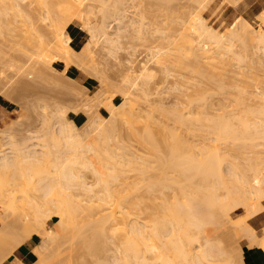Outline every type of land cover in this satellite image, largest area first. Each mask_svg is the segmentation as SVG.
<instances>
[{"label":"bare ground","instance_id":"1","mask_svg":"<svg viewBox=\"0 0 264 264\" xmlns=\"http://www.w3.org/2000/svg\"><path fill=\"white\" fill-rule=\"evenodd\" d=\"M51 1L54 2L58 8H60L59 11H61V15H60V12H57L58 11L56 9L57 7L52 9ZM136 1H138V0H135V1L131 0V2H136ZM193 1H195V3H197V8H198V9L193 8L194 10H192V11H195V9H196V12L194 13L195 15H193L190 12V15L191 14L193 15V16L189 15L190 18L189 17L188 18L190 20L185 17L184 18L185 20L181 21V24L178 23L181 25L180 28H178L179 32L176 33L175 35L173 34V37H171L172 34H169L171 39L168 36V38L170 39V41L169 40L168 41L170 43H173V44L175 43L174 44V50L177 51V52H174L175 54L176 53H178V55L184 54V56H186L185 57L186 60H188L187 58H189L188 55L190 54V52H191V54L192 53L196 54V52H197V51L193 52V49H192L193 38L190 37L192 35V33H190L189 31L193 30L192 32H196L197 35H199V38L197 39L198 45H199L198 49H200L201 50L200 52L203 54L204 60L203 59L202 60L204 62L201 59L197 62L199 64L202 61V63H204V64H203V66L199 65V67L201 66L202 68L201 67L200 68L197 67V68L200 69V71L204 68V70H202V73H204L203 76H205L204 79H206V81L203 80L204 83L213 80V78H215V75L217 74L216 71H214L215 70L214 68H217V66L214 65L213 61H212L215 58L218 57L219 62L229 64L228 61L233 59V58H235L237 60H242V61L244 60L245 61L244 58H246V56L244 57V52L248 49H251V50L255 49V50H253L254 53L256 51L259 52V50H261L260 52H262V51L264 52V10L261 12L263 24L258 26V28L261 29V31H262V32L259 31L260 35L256 34L257 29L251 24V21H249L248 19L242 18V16L235 19L234 20L235 22H232L229 26L228 31L225 32V31L219 30L217 27H214L212 24L208 23V20L210 21V18L207 19V17L204 15V12L207 10V8L209 7V5L211 4V2L213 0H193ZM242 1L243 0H222V2H220V3H221V6L230 5V6L236 7ZM20 2H21V0H20ZM20 2H19V0H4V5L2 8H0V13H2V11H4L5 9L8 10L7 8H11L10 10L13 9V12L17 11L19 13V15L22 16L21 13H24L26 10L24 11L23 8H22L23 10L21 9ZM36 2L41 9L43 8V11H44V8H46L47 10L45 9V11H48L49 13L50 12L52 13L54 11V15H55V13H59V15L61 16L60 18H58L57 21H55V22L53 21V24L55 25V27L51 23V25L54 27L55 30H52L53 32H50V33H52V37L50 38V41L48 40V42H47V40L44 39V38L47 39V37H45V35H43L40 32V30H39L40 27H39L38 21L39 20L41 21V19H43V20L48 19L49 17H52L53 19L55 18L54 20H56L59 15H57V17H55L56 15L53 17V13L51 14L52 16H50V14L47 15L48 12H46L47 14L45 13V15H43L41 19H40L41 16L38 17V19H37L36 18L37 15H35L36 17L34 15H32L33 12L26 14L27 13V11H26L23 14L24 20L22 18V20H23L22 23L23 24L26 22H27L26 24L29 23L28 24L29 25L28 31L30 30L28 32L29 34H31L30 32H33L35 34L38 33L37 35L39 37H38V40H36V42H38L37 47H39L44 54L46 53L45 56L47 57V59L50 60V58H48V57L51 56V60H50L51 63L53 61H56V60L63 61L66 65V67H69L67 65L70 64V61H69L70 60V58H69L70 53L71 54L75 53L76 54V55L74 54L75 56H77V54L81 55L82 52H84V50L86 48L88 51L85 50V53L86 52L88 53L89 48H90L89 44H91L92 41L99 39L100 37H103V39L106 40L107 42L112 41V43H114V42L119 41V39L121 37V33H122L121 31L125 27L124 26L125 22H124L123 28H122V22L128 17L127 12L130 11L129 8L131 5V4L129 5V3L127 4V2H129V0H35V3ZM134 4L136 6L137 4H139V1H138V3H134ZM53 7H54V4H53ZM131 7H134V6H131ZM31 8H33V7L31 6ZM50 9H52L53 11H51ZM54 9H56V10H54ZM30 10H28V12ZM35 12H36V10H35ZM6 14H8L7 11H6ZM13 14L11 12L12 16L15 15V14L14 15ZM29 14H31V15L29 16ZM212 15H214V13ZM31 16L32 17L34 16L35 19L34 18L32 19ZM142 16H143V14H142ZM142 16H140L138 19L131 18V17H129V19H128V21H130V23H131L130 25H133V24L135 25L137 23L138 33L144 32V31H142L143 29L145 30V25H144L145 21L143 20L144 17L142 18ZM170 17L172 18V16H170ZM14 18H12V21H14ZM112 18L113 19L115 18L117 20V22H119L118 23V25H119L118 26V32L116 33V35H117L116 39H114L115 37L113 38L112 36H110V33L108 31V27L110 26L109 21ZM75 20L80 21L83 24L82 26L86 29V31L88 33V39L80 50H76L73 47V45H72L73 39H72L71 35L68 33V26L71 23L73 24V22ZM167 22H169V21H167ZM0 23H2V22H0ZM5 23H4V25H5ZM127 23L129 24V22H127ZM235 23H237V24H235ZM2 24H0V26ZM28 25L23 26V29H24V27H28ZM127 25H126V27H127ZM239 25H240V27H239ZM6 26H8V25L6 24ZM135 28H136V26L134 27V29ZM174 28H175V26H174ZM253 28L256 29V30L254 29L255 30L254 35H256L258 37L254 36L252 34L251 31ZM3 29H5V28H3ZM49 29L50 28H48V30ZM169 29H171V28H169ZM10 30H12V29L10 28ZM245 30L246 31L250 30L251 33L248 34L247 33L248 31L246 32ZM12 31H14V30H12ZM82 31H83V29H82ZM156 31L160 32V34L162 33V35H164V36L166 34L168 35V33H166L167 31H165L161 28H157ZM243 31H245L244 32V35L246 34L245 36L242 34ZM24 33L26 34L27 32L24 31ZM50 33L48 31L46 34L50 35ZM193 34L196 35L195 33H193ZM247 34L249 35V38H247L248 37ZM167 35H166V37H167ZM252 35L254 37H251ZM30 36L31 35H29V37ZM48 38H49V36H48ZM234 38L239 40V41L236 40V41H238V42H236V45H238V43H239L240 44L239 47L242 46L241 50H239V51L237 50V49H240L239 47H237V49L234 50V47H235L234 46L235 42L233 41V40H235ZM178 39H180V41ZM33 40H31V41L33 42ZM226 40L228 41V44H226ZM31 41L29 43H31ZM36 42H34V43H36ZM207 42H209L210 44H212L211 42H214L217 46L224 48L225 51L223 50L224 52L223 51L216 52V53H219V56L217 54L215 55V54H213L214 52L211 51V49H210L211 47H207V45H206V44H208ZM250 47H252V48H250ZM156 51H154L155 55L154 54L153 55L158 57L162 53V51H159V50H156ZM226 52L229 54L228 57L227 56L223 57V54H225ZM247 52H246V54L248 57ZM87 53H86V55H90ZM164 53H165V51H164ZM227 53H226V55H227ZM250 53H251V51H250ZM185 54H188V55H185ZM256 54H258V53L256 52ZM86 55H84V56L86 57ZM196 56H198V55H196ZM175 57H177L178 60H177V58L176 59L174 58L175 60H177L176 61L177 64H174V65H178L179 63H180L179 65H182V61L180 60L181 58L179 56H175ZM195 57L193 59L198 58V57H196V58ZM252 58H255V57H252ZM158 59H159V57L157 58V60ZM252 60H256V59H252ZM50 61L48 62L49 64H51ZM234 61H232V63ZM242 61L239 64H241ZM251 61H249L250 64H253V63H251ZM258 61H259V59H258ZM261 61H263V60H260L259 63H262ZM157 62H159V60ZM147 63L148 62L142 63V65L140 67L141 70H140L139 74H137L135 79H132L131 82L129 80L130 79L129 76L128 75H127L128 77L125 76L126 79H128L129 82L132 83L131 84L132 87H133V85L134 86L138 85V80H139L138 78H142L141 80H144L145 78H149L152 75H154L153 74V72H154L153 68H151ZM189 64H190V62H189ZM198 64H197V66H198ZM250 64L248 66H250ZM157 65H159V64H157ZM179 65H178V67H180ZM207 65H208V67H207ZM31 66H32V68L35 67L33 69V72L36 71L35 69L37 66H35V65H34V67H33V65H31ZM190 66H191V64H190ZM253 66H255V64ZM129 67H131V66H129ZM162 67H166V66L162 65ZM21 68H22V66H21ZM32 68L29 67L30 70ZM37 68H39V67H37ZM222 69H223V67H222ZM263 69H264V67H263ZM162 70H164V68H162ZM166 70H164V71L166 72ZM193 70H195V68ZM220 70H221V68H220ZM241 70H240V72H241ZM250 70H253V68L252 69L250 68ZM255 70H256V68H255ZM258 70L260 71V69H258ZM237 71H236V73H239ZM36 72H38V71H36ZM250 72H252V73H250ZM250 72L249 73L251 75L248 74L249 79L251 76H253L252 79L255 80V78H254V77H256L255 75H258L259 73L256 71L255 72L250 71ZM260 72H262L261 74L263 75V71L261 70ZM218 73H219V71H218ZM236 73H234V74H236ZM35 74H37V73H35ZM221 74H217L216 76L220 75L219 77H221ZM226 75H227V73H226ZM262 75L261 76L258 75L256 78L257 79L260 78L263 81L264 78H262L263 77ZM238 76L239 75L237 74V77ZM242 76H244V75H242ZM0 77L3 78V76H0ZM223 77H225V76L222 75V79L220 78V80H223ZM234 77H233V79L237 78V77L236 78H234ZM132 78H133V76H132ZM216 79H219V78L216 77ZM257 79H256V82H257ZM242 80H244V81H242L243 83H241V84L239 83L238 86H237L238 81L236 82L237 83L236 85L233 83L235 85L234 87H236V89L234 88L233 90H234V92H235V90H237V92H236L237 95H235L234 93L231 94V95L235 96V98L230 99V101L233 100L232 106L231 105H229V106L225 105V106H227L226 108H225V106H223V111H221V109H218L219 107H216L218 109V111L220 110L219 113L217 112L216 114H214L213 112H210V114L213 113L214 115H212V114L210 115L209 112L207 113L206 109L209 108L208 103H210V102H209V100H207L208 101L207 102L204 99H207L205 97V95L206 96H207V94L209 95L208 92L211 89L206 93V89H208V88L202 87L203 85L200 87L202 92L199 90L195 91L201 95H198L197 93H195V96H194L193 93L191 94L194 96V97L191 96L194 99L197 97L196 94L198 95V97L201 96V97H199L200 99H196V100L191 99L193 101L192 102V101H190V98H189L188 100L190 101L191 104L189 103V101H187V100L186 101H187L188 105L189 104L192 105L197 101L196 103L198 105H200V107L199 106L198 107L201 108V106H202V109H200V112L198 110L199 108L197 109L198 113L200 114L201 112L203 113L204 111H206L204 114H202V115L200 114L198 116H195L197 114H195V115L192 114L193 112L191 110V112L188 111L189 112L188 113L189 115H188L186 113V111H184L183 109H181V110L178 109L177 111L178 112L180 111L179 113L175 110H174L175 112H172L173 114L171 113L173 118H176V119H173L174 121L177 120L178 122L179 121L181 122V123H178V125L188 124L186 126H184V125H182V126L186 127V129H189L191 131V130H193L191 128L194 126L191 123L196 124L197 122H200V124L202 125L201 130L204 131L206 129L207 133L211 135L210 142L207 141L208 143L203 144V145L198 144V145H201V147L198 146V147H200V148H198V150H197L196 144H194L195 145L194 146L193 144L188 143L187 139H185L184 137H181L180 131H172L171 132L172 129L168 131L167 129H170V128L166 129V127H169V126L164 127L165 124L163 125V127L166 130L162 127V130L163 129L165 130V132H163V133L161 131V133L163 134V136H162V134L159 133L161 130V127H160V130L157 131L156 130L157 128L155 127V125H157V124H155L156 120L153 121L152 118L150 119L149 116H148L149 119H146L144 122H148V120L153 121L152 124L154 126L150 123L149 124H150V126H153V128L154 127L156 128V129L154 128V130H156L155 131L156 133H154L153 129L150 130L149 127L146 126V123H143L145 125L139 124L140 127L144 126L143 127L144 131H143V129H141L142 127L140 128L137 125L139 123L137 121V118H140V117H138L139 116L138 113L136 114L138 116H136L134 114L133 110H134L135 106H130L131 101L129 103L130 105H128L129 106L128 109L124 108V105L127 104L130 99L128 100V102L122 101L120 104L112 102L113 104H117V105L112 104V106H110L111 109L109 110V112H110V115L111 114L113 115V117L111 118L112 119L111 122L109 124L107 123L108 125L105 126V123L102 124L104 121L101 120L102 123H100V125L102 124L104 126L100 127L99 124H96L97 122H100V121L95 122L96 127H98V125H99V127L101 129L98 127L99 128V131H98L97 130L98 128L96 129V127L94 126V128L98 132H96V137L94 136L95 141L93 143H90L88 141L89 140L88 138L85 139L83 137L85 139V142L83 141L84 139L82 140L81 137H79L80 139H78L76 136V133L74 134V132L71 131L72 128H70L69 125L67 126L68 128L64 127L65 125L64 126L62 125L63 127L60 125L61 127L59 129V133L58 132L57 133L61 134L63 139H65V140L63 143L58 142V140H57L56 144H52L53 146L55 145V147H57V149H56L57 151H55L56 153H52L53 151L50 150L52 147L51 148L47 147V150H50L48 153L50 155H53V159L51 160L52 169L49 170V168H48V171L46 170V168L44 169V168H41L40 166L37 167L33 163L32 160H29V159L36 157L35 152H36L37 148H33V146H35V144L32 143V145H30V146H32L31 148H29L28 144L26 146L23 145L24 148L23 147L17 148V151H18L17 154L12 153L13 151L12 152L10 151L11 153H9V154H12V155L14 154V157L12 155L8 154L9 150L6 151V148H8V146L2 147L0 149V170L2 171V169H7L5 171L3 170L2 172H5L6 176L5 175H3V176L6 177L10 181H8L6 178H4L2 176L1 171H0V176H2L6 180V182L8 181V183H6V182H4L5 180L3 181V179L0 177V180L2 181V182L0 181V221H1L0 223H3V227L0 228V230L2 229L3 231H0V232L1 233L8 232L7 234H9V236H11L13 234L12 235L13 237L12 236L11 237L14 239V241H16V243L19 242V244L22 241L20 239L19 233L18 234L16 233L17 230L19 231L20 229H22L21 231L23 232L24 236L27 239H29L33 235H38L40 237V240L38 241V244L36 246H34V249H32V254L36 257V260L33 262V264H53L54 263L53 262V260H54L53 259V250L55 248L60 247L63 243H65V240H67L65 236H67V237L70 236V238H69L70 240L69 239L68 240H69V242H71V245H72V242L73 243L75 242L74 239H77L76 236H79L78 241H80V239L85 238L83 242L81 240L80 245L82 243H84L83 245H81L82 247L84 245H85V247L89 246V247H87V249L89 248V250H91V248H92V250H93V246L97 245V246H95V249L98 250L97 248L100 249L104 245L102 240H104L106 238V235H109V233L111 234V238L109 237L110 239H112L115 236V234H116V236L114 238H116L118 236L121 238L120 240H119V238H117L115 240V242H117V244H118V241H120L119 242L120 244L119 245L116 244L117 245L116 247L119 248L118 250L120 251V254H122V255L117 253L120 256L118 258H117V256L113 258L114 255H112L113 261H111V262H113V263L110 262L111 259L109 257L110 260H108L107 263L104 261H106L108 258L105 260H102L103 262L99 261L98 264H108L109 262H110V264H148L149 263L148 261L152 260V259H148L149 254L152 255V258L154 259L155 262H157V264H234L235 258L233 257L234 255L232 253H230L231 250L227 249L226 246L224 247L221 239L220 240L218 239L220 237H217V235H216V237H217V239H216V237H214L213 232H214V230L215 231L217 230L215 232V234H216L219 231L218 229H222L223 227H224V229H228L229 224H227L228 222H227L226 218H229L231 221L235 222L234 225L239 224L241 226V227L240 226L238 227L239 229H235L236 233L240 229L243 228L242 226H244L246 224V226H244L243 230H245L247 232L248 237L249 236L254 237V238H252L253 240L251 239V237H249V239L247 241H249V242L253 241L255 243V237L259 234H257L256 229L252 225L249 224L248 219L251 216H255L256 214H258L260 212L259 205H261L262 199L264 198V155H263L264 154V88H263L264 87L263 86L264 81L263 82L260 81L258 83L261 85V82H262V85H261L262 91L260 93L261 95L260 94H259V96L257 95L260 103L257 100L256 102H258L259 105L256 106L257 104L255 103L256 105L252 106V104H250V101L253 100L252 98H254L255 94L256 93L258 94V92L251 90V86H250V89H248V82L249 81L247 82L245 79H242ZM5 81H6V79H5ZM22 81H23V83L21 81H19V82H21L20 84H23V86L20 85V86H22L21 90H23V88H26V90H28L29 87H27V85H31V84L28 83V81L24 82L23 79H22ZM223 81H220V82H223ZM145 82L147 83V81H143L142 83L146 84ZM214 82H215V79H214ZM218 82L216 81V83H218ZM244 83H247V84H245V86H244ZM252 83H255V82H252ZM139 85H141V84L139 83ZM206 85H204V86H206ZM219 85L216 88H218V90L223 89L222 87L224 85L223 86L221 85L222 87L220 86V88H219ZM202 88H203V90H202ZM199 92H201V93H199ZM203 92H204V94L205 93L206 94L202 95ZM229 92H227V93H229ZM125 94H127V93H125ZM127 96H128V94H127ZM233 96H231V97H233ZM228 97H229V95H228ZM124 98L127 100L126 97H124ZM124 98H123V100H125ZM210 98L208 97V99H210ZM255 99H257V98H255ZM125 102H127V103H125ZM203 102L207 103L206 104L207 106ZM229 103L231 104V102H229ZM107 105H109V104H107ZM209 105H212V104L210 103ZM125 106H127V105H125ZM230 106H231V108L229 109L228 107H230ZM214 108H215V106H214ZM227 108L229 109L228 111L224 110ZM210 109H212V108H210ZM210 109H209V111H210ZM182 110L184 112H182ZM165 111H163V112L165 113ZM171 111H173V110H171ZM197 111H195V113ZM176 112H177V115H175ZM135 113H136V111H135ZM168 113L170 114V112H168ZM165 114H167V113H165ZM168 116H170V115H168ZM170 118H171V116H170ZM94 120L96 121V119H94ZM135 120L137 121V124L135 123L133 125ZM182 122H184V123H182ZM135 125H137V126H135ZM166 125H168V124H166ZM191 125H192V127H188ZM133 126H135L136 128L135 127L133 128ZM145 126H146V130H145ZM160 126H162V123L160 124ZM122 127L125 128V132H127L128 135L130 133V136L132 134H133V136H135L134 138L132 136V138L134 140H135V138H136V140L139 138L137 141L140 140L142 142L141 145H143V144H146V145L149 144V146L151 145L150 148L152 147L153 149L152 150L149 149V153H153V151H155L156 155L161 154L162 157H161V155H160V157L157 156L159 159L158 160L155 156V153L151 154V157L148 154L145 156H142L143 153L142 154L140 153L141 156H138L136 154H133L130 156L129 155L130 152L127 151V147H126L127 143L124 145V143L126 141L124 142L123 139L125 137H122L123 138L122 143H119V141H117V143H116L117 145H115V142L113 141L115 139L117 140V137L115 138V134H117L116 132H118V130H119V133L121 134V131H122L121 129H123ZM157 127L159 128V125ZM197 127H199V126H197ZM135 129H137L136 130L137 132H135ZM140 129L142 131L141 133H140ZM174 129L175 128H173V130ZM96 130H93V131H96ZM152 130H153V132H152ZM182 130H183V127H182ZM73 131H74V129H73ZM3 132L6 135L5 130ZM3 132H2V134H3ZM54 132H53V134H54ZM92 132H90V133H92ZM157 132L161 135V137L159 134H157ZM175 132H177V133L179 132V134H177ZM136 133H137V135H135ZM56 134L53 136L58 139V137H57L58 134L57 135ZM84 135L87 137L89 136V134L87 135L85 133H84ZM53 136H52V138H53ZM182 136H184L183 133H182ZM62 137H61V139H62ZM162 137L165 139H158V138H162ZM181 139H184L186 142L182 141ZM92 140H93V138H92ZM160 140H162V142H159ZM86 141H88V142H86ZM204 142L202 141L201 143H204ZM6 143H7V141L4 142V144H6ZM48 143H50V142H48ZM52 143H54V139H53ZM162 143L165 146L162 145ZM184 143L185 144L187 143V144L185 145ZM43 144H44L43 146L48 145V144L46 145L45 143H43ZM36 145H38V144H36ZM161 145L163 146V148ZM16 146L17 145H15V147ZM43 146H42V148H43ZM149 146L147 145L148 148H149ZM160 146H161V149H160ZM246 146H249V148H247ZM192 147L196 148V150L198 152L195 151ZM242 147L247 148L248 151L250 149L254 155V156L246 158V160L248 159V166H247V168H244L247 170H249V169L252 170L251 175H248L246 173L247 172L246 170L242 171L241 170L242 168L241 169L237 168L238 165L240 164V162L238 163V165H236L234 162H231L229 159H227V158H229L231 151L234 150V151L238 152L239 149H243ZM164 148H166L167 150H165ZM184 148L186 149V151H184ZM11 149H14V148H11ZM117 149H118V152H117ZM40 150H42V149H40ZM52 150H54V149H52ZM159 150H161V151H159ZM167 151L169 152V155H168V153H166ZM248 151H247V153H248ZM251 151H250V153H251ZM145 152L146 151H144V153ZM236 152L234 154H236ZM87 153L92 154L90 158H88ZM163 153L164 154L166 153V155H168V159H167V156L164 155ZM250 153H249V155H250ZM231 156L233 157L235 155L232 154ZM231 156H230V158H231ZM152 157H155V158H152ZM163 157L165 160L161 159ZM37 158H40V157H38V154H37L36 160H38ZM91 158H93L95 160H93ZM147 160L150 162L153 161V164L155 162V165H151V163L149 164V162ZM154 160H156V161H154ZM225 160L228 161L229 167H230V169L227 167L229 172L226 170L227 171L226 173H224L225 170H224L223 165H222V164H224ZM41 161H42V159H41ZM34 162H35V160H34ZM44 163H45V161H43L42 164H44ZM159 164H160V166H159ZM14 165H20L21 166V172H20V168H18V167H16V169H12V170L9 169ZM150 166H151V168H150ZM152 167H154V168L158 167L160 169V171H159L158 168H156L159 175L157 174V176H156L155 173H154L155 175L152 173V175H151L152 177L148 176V174H150V173H148L149 170L154 169ZM233 167L235 168V170ZM17 168L19 169L18 171H16ZM81 168L85 169L86 171H91V173H93L94 181L92 180V183L88 182L89 180L87 181L86 179H84L83 174H85V173L83 171H81ZM131 170H134V174H135L134 177L136 176L135 178L138 177L137 176L138 172H139V174L141 173L139 176H141L142 174L145 176L144 177L141 176L142 179L138 177L139 179H141L140 181H138L135 178L133 179V181L132 180L127 181L129 179L128 178L129 176L128 177L126 176L127 171L129 172ZM135 170H136L137 174L135 173ZM168 170H171L170 172H172V173L174 172L175 175L178 172L177 173L178 176L176 175L177 176L176 177L175 175H171L172 173L169 174V172H167ZM236 170L238 172H235ZM239 170H241V172ZM250 170H249V172H250ZM15 171L18 172L19 174L21 173L20 176L19 175L15 176ZM80 172H83V174ZM18 173H16V175ZM11 174H12V176L14 175L13 176L14 181L12 179H10ZM146 174L148 177H146ZM180 174H182V175L179 176ZM196 176H198V177H196ZM86 177H87V175H86ZM91 177H92V174H91ZM145 177L149 181H147ZM153 177H155L153 179V181L152 180L150 181V179H152ZM180 177H181L182 181L185 180V183H184V181L181 182ZM19 178H21V179L17 181V179H19ZM192 178H193V180L196 178L197 179L199 178V179L198 180L196 179L197 181L194 180L195 182L191 183ZM134 180L135 181L137 180V182H135ZM250 181H251V183H250ZM20 182L21 183L23 182V183L20 184ZM112 183L114 185H112ZM94 186H95V188L99 187L98 191L95 192ZM33 187L35 189H37L39 192H41L40 197L38 195L37 196L42 200L32 198L30 195H28V194H30V191H29V193L26 194V190L28 188L32 189ZM74 187H76L75 188L76 190H77V188H79L78 190H80L81 192L79 193V191H78V193L75 194V192H76L75 191L73 193ZM167 188L168 189L171 188L172 192H170V193L166 192L165 189H167ZM219 189L221 190V193L219 192ZM222 191H224V192L222 193ZM17 192L18 193L21 192L20 196L22 194V197L25 200H22L23 198H20V197L18 198ZM23 193H24V195H23ZM35 194L36 193L34 192V195ZM85 196L89 197L88 200L85 199L86 198ZM79 197H81V198H79ZM93 198H94V200H93ZM33 199H35V200H33ZM84 199L87 201L86 203H89V202H91V203L90 204H84L83 203L85 201ZM18 200H19V202H18ZM17 203L21 204V206H19ZM49 205L54 206V209L52 208L53 209L52 210L49 207ZM18 207H21V208L23 207V208L22 209L19 208V209H21V211H20L19 209H17ZM238 207H242L244 212L242 214L232 216L231 215L232 211ZM94 208H95V210L100 208V209H98L99 211L101 210L100 213L103 211L99 215V217L95 216V214H98L97 212H99V211H96V212H95V210L93 211ZM15 209H17L16 213H18V214H16V217L19 216L18 218H16L14 215L15 211H16ZM23 209L25 210V213L23 212L24 211ZM5 210L6 211H8V210L12 211L13 210V211L12 212L8 211L6 213ZM19 211H20V213H19ZM83 211H84V213H83ZM91 211H93V213H95L93 216L90 214L85 215V212L90 213ZM13 212H14V214L12 215ZM50 212L53 214H51ZM10 213H11V216L8 215ZM6 214L9 216V218L12 217V218H10V220L13 219L12 223H11V221L8 220L9 218L7 217ZM78 214L80 215V217H78ZM91 214H92V212H91ZM142 214H144L146 218H144V215H143L142 221H140L141 220L140 217ZM87 215H89L93 219L92 218L90 219ZM13 216L15 217V219ZM54 216L58 217V219L55 221L53 227H47L46 224H48L47 223L48 220L52 219ZM6 217L8 219H6ZM82 217H87V218L83 219L84 224H83V222H81ZM143 218L145 221L143 220ZM230 220H228V221L230 222ZM79 222H80V225H79ZM77 224L79 226H81V225L85 226L86 225L87 229L90 230L87 232L88 233L91 232V235L89 233L88 236L84 235V237L81 238L83 233H85L86 231L81 232L82 227H78ZM17 225H19V226H17ZM15 228H17V230H15ZM229 228H230V226H229ZM108 230L111 232H109ZM230 230L232 232V230H234V228L229 229L228 235H229V233H231ZM87 232H86V234H88ZM226 232H227V230H226ZM241 233H242V231H241ZM219 234H220V232H219ZM222 234H223V232H222ZM232 234H234V232H232L230 234L231 237H232ZM89 236H91V237H89ZM64 237H65V239H64ZM88 237H89V239H88ZM101 237H105V238L102 239ZM258 237H259V239H257ZM258 237H256V243L255 244L256 245L258 243L260 244L259 248L262 251V253L264 254V228H263V233L261 234V236L259 235ZM213 238H215V240H213ZM85 240H87V241L90 240V241L87 242ZM257 240H260V241L257 242ZM93 242L94 243L96 242L95 245L93 244ZM105 242H108V241H105ZM221 242H222V244H221ZM91 243L93 244V246H91L92 245ZM67 244H68V242H67ZM247 244H248V242H247ZM249 245H250V243H249ZM251 245H253V244L251 243ZM79 246H78V248H79ZM81 246H80V249H81ZM239 247L241 248V246H239ZM239 247L237 249H239ZM72 248H74V247H72ZM76 248H77V246H76ZM83 249H86V248H82L81 253L87 252L86 250L83 251ZM103 249H105V246H104V248H101L100 250H103ZM195 249H197V250H195ZM55 250H58V249H55ZM55 250H54V252H55ZM64 250H65V248H64ZM89 250H88V252H89ZM92 250H91V252H92ZM239 250H241V249H239ZM239 250H238V252H239ZM97 252H96V254H98ZM61 253L63 254V252H61ZM61 253H60V257L62 256ZM102 253H104V252H102ZM91 254H93V253H91ZM96 254L94 253V256ZM73 258H74V256H73ZM76 259H77V257H76ZM78 259H79V257H78ZM1 260H2V258H1ZM236 261H237V259H236ZM55 262H56V260H55ZM58 262H60V260ZM152 262H153V260H152ZM155 262H154V264H155ZM21 264H24V263L21 262ZM150 264H153V263H150ZM235 264H236V262H235ZM244 264H247V262L244 261Z\"/></svg>","mask_w":264,"mask_h":264},{"label":"rangeland","instance_id":"2","mask_svg":"<svg viewBox=\"0 0 264 264\" xmlns=\"http://www.w3.org/2000/svg\"><path fill=\"white\" fill-rule=\"evenodd\" d=\"M133 1H135V0H133ZM138 1H139V4H137L135 6L134 3H138ZM138 1L131 2V0H129V2H127V4L129 3V5L131 4L130 8H129L130 11L127 12L128 13V17L126 18L127 20L125 19L122 22V28H123V23L124 22H125V25H124L125 27L121 31L122 33H121V37H120L119 41L114 42V43H112V41L111 42L110 41L107 42L106 40L103 39V37H100L99 39L92 41L91 44H89V47H90L89 48V52L88 53L86 52L87 54H90V55H86V53H85V50H87V48L84 50V52H82V54H81L82 56L80 54H77V56H75L76 55L75 53H73V54L70 53L69 54V56H70L69 57L70 58V60H69L70 64L67 65L69 67H66L65 63L63 61H60V60H56V61H53L51 63V61H50L51 60V56L48 57V58H50V60L47 59V57L45 56L46 53L44 54L41 51V49L39 47H37L38 46V44H37L38 42H36V40H38V37H39L37 35L38 33L35 34L33 32H30L31 34H29L28 33L30 31V30L28 31V29H29V25L28 24L29 23L26 24L27 23L26 22V23H24L25 25L22 23L23 20H24L23 14L26 11H27L26 14H28L30 12L31 13L33 12L32 15H34V16L37 15V17L35 16L37 19H38V17L41 16L40 17V19H41L42 16L45 15L46 12H48V11H45L46 8H44V11H43V8L41 9L38 6L37 2L35 3V0H33V1L32 0L31 1L30 0H21V2L19 0V2L21 4V9L23 8L24 11L26 10L24 13H21L22 16L19 15V13L17 11L13 12V9L10 10L11 8H7L8 10L5 9L4 10L5 12L2 11V13H0V19L3 17L0 20V22H2L3 24L2 23H0V24H2L1 26L3 28H5V29H3L0 26V76H3V78L0 77V149L2 147H7L8 146V148H6V151L9 150L8 154L11 153L12 151H13L12 153H16L17 154V152H18L17 148H22L23 145L26 146L27 144H28L29 148H31L32 146H30V145H32V143H33V144H35V146H33V148H37L36 152H35L36 153L35 155L37 157V154H38V157H40V158H37L39 161L36 160V157L32 158V159H29V160H32L33 163L37 167L40 166L41 168H44V169L46 168V170L48 171V168H49V170L52 169L51 160L53 159V155H50L48 152L51 150V151H53L52 153H56L55 151H57L56 150L57 147H55V145L53 146L52 144H56L57 140H58V142H62V143L65 140V139H63L61 134H58L59 133V129H60V127L62 125L63 126L65 125L64 127H66V128H68L67 126L69 125L70 128H72L71 131L74 132V134L76 133V136H77L78 139H80L79 137H81L82 140L84 138L85 139L88 138L89 139L88 141L90 143H93L95 141L96 132L99 131L100 127L104 126L102 124L105 123V126H106L112 120L111 118L113 117V115L112 114L110 115V112H109V110L111 109L110 106H112L113 103H119L120 104L122 101H127L128 102V100L130 99L128 103L125 102V103H127V104H125L127 106L124 105V108L128 109V107H129L128 105H130L129 103L131 101V105L130 106H135L134 110H133L134 114L136 115L138 113L139 116L138 115H136V116L140 117V118H137V121L139 123L137 124V121L135 120L133 125L136 123L139 126V124L142 125L143 123H146V126H148L150 130L151 129L154 130V128L156 127L157 129L156 128L155 129L157 131H159L160 127H161V130H160L159 133H161V131H162V133L165 132V130L167 128H170V129H167L168 131L172 129L171 132L172 131H180L181 132L180 133L181 137H184L185 139H187L188 143H191L193 145L196 144V147H197V150H198V148H200L201 145L207 144L208 142H210L211 135L207 133L206 129L204 130L205 132L201 130L202 129V125L200 124V122H197L196 124L191 123L192 125H194L193 127H192V125L188 126V127H192L191 129H193V130H191V131L189 129H186V127H184V126H186L188 124H186V125L180 124L181 126L184 125V126H182L183 127V130H182V127L180 125H178V123H181V122L180 121L178 122L177 120H175V121L173 120V119H176V118H173V116H172L173 113L172 112H175L178 109H180V110L183 109L184 111H186L187 114L189 112H191V110H192V112H193L192 114H194V115L197 114L195 116H198L200 114L201 115L204 114L206 111H204L203 113L201 112L200 114L198 113L197 109L200 107V105H198L196 103L197 101L194 104L190 105L191 104L190 101H192L191 99H194L192 97L195 96V93L198 94V92H195V91H197V90L201 91L200 87L202 85H203L202 87L208 88V89H206V93L211 89L208 92L210 96L207 94V96L209 98L211 97L210 99H208V97L205 95L206 93L205 94H204V92L202 93V95L204 94L205 97L207 98V99H204V98L203 99L206 100V101L209 100V102L213 105V106L209 105L210 103H208L209 108L208 109L205 108L207 110V113L209 112V114H210V112H213L214 114H216L217 112L219 113L220 110L218 111V109H221V111H223V106H225V105H227V106L231 105L232 106V103H233L232 101L233 100L230 101V99L235 98V96H233L231 94L234 93L235 95H237V93H236L237 90H235V92H234L233 89L234 88L236 89V87H234V86L237 83H238L237 86L239 85V83L240 84L243 83L242 81H244V80H242V79H245L247 82L249 81L248 82V89H250V86H251V90H253L255 92L256 91L258 92V94L257 93L255 94L256 97L254 96V98H252L253 100L250 101V104H252V106L256 105V104H257L256 106L259 105L260 101H259L257 95L259 96V94L262 91V86L261 85H262V82L264 81V79L262 81L259 77H258L259 79H257L256 77L258 75L259 76L262 75L261 74L262 72H260L262 70L263 71V75H262L263 77L262 78H264V69H263V67H264L263 66L264 65V62H263L264 61V58H263L264 57V52L263 51H262L263 53L260 52L261 50H259V52L256 51L258 53V54H256V52L255 53L253 52V50H255V49H253V50L248 49L245 52L243 51L244 52V57L246 56V58H244L245 61L244 60L243 61L242 60H237V59L233 58L231 60L232 61L235 60L236 62L234 61L232 63V61L229 60L228 61L229 64L219 62L218 61V57L215 58L214 60H212L213 64L217 66V68H214L215 69L214 71H216L217 74H221V73L222 74H221V77H219L220 75L216 76L217 75L216 74L215 78H213V80L205 82L208 85L207 86L203 82V80L206 81V79H204L205 76H203L204 73H202V70H204V68L201 71H200V69H198V68L201 67V66L199 67V65L203 66V64H204V63H202V61L204 60L203 54L200 52L201 50L198 49L199 45H198V40L197 39L199 38V35H197L196 32H192L193 30H191V31H189L190 29L188 30L190 33H192V35L190 37L193 38V40H192L193 41L192 42L193 52L197 51L196 54L192 53L193 55L191 54V52H190L189 55L185 54V55H188V57L190 58V59L187 58L188 60H186V58H185L186 56H184V54L183 55L182 54L178 55V53L175 54L174 52H177V51L174 50V44L175 43L173 44V43L169 42L171 37H173V34L175 35L176 33L179 32L178 28H180V26H181L180 25L181 21L185 20L184 19L185 17L188 18L189 15H190V12L193 15H195L194 13L196 12V9H195V11H192V10H194L193 8H197V3H195V1H193V0H138ZM217 1L222 2V0H217ZM53 4H54V7H53ZM3 5H4V0H0V8H2ZM239 5L236 6L237 9L239 8L238 9L239 17L242 16V18H245V19H251V18H256L257 17V18H260L262 20L261 12L264 10V0H243ZM31 6L33 8H31ZM131 6H134V7H131ZM51 7L53 9V8L57 7V5H55V3L51 1ZM52 9H50V10L53 11ZM56 9L58 10L57 12H60V15H61V11H59L60 8L57 7ZM56 9H54V10H56ZM28 10H30V11L28 12ZM35 10H36V12H35ZM6 11H7L8 14H6ZM11 12H12V14L14 13L15 15L13 14L14 16H12ZM52 13H53V17L55 15H56L55 17H57V15H59V13H55V15H54V11ZM52 13L48 12V14L47 13L46 14L47 15L50 14V16H52L51 15ZM142 14H143V16H142ZM192 14L190 16H193ZM30 15L31 14H29V16ZM60 15L57 17L56 20H54L55 18L53 19L52 17L48 16L49 17L48 19H45V20L41 19V21L40 20L38 21L39 22L38 24H39V27H40L39 30H40V32L43 35H45V37H47V39L43 37L45 40H47V42H48V40L50 41V38L52 37V33H50V32H53L52 30H55L54 29L55 25L53 24V21L54 22L57 21L58 18L61 17ZM204 15L207 17V14L205 12H204ZM34 16L33 17L31 16L32 19L33 18L35 19ZM140 16H142V18L144 17L143 20L145 21V22L143 21L144 25H145V30L143 29L142 31H144V32H142V33H138V30H137L138 29L137 28L138 25H137V23L135 25L134 24L130 25L131 23H130V21H128L129 17L138 19ZM170 16H172V18ZM12 18H14V21H12ZM22 18H23V20H22ZM207 19H209V18L207 17ZM167 21H169V22H167ZM127 22H129V24ZM233 22H235V21H233ZM4 23H5V25H4ZM51 23L53 24L54 27L51 25ZM118 23L119 22H117V20L115 18L114 19L112 18L109 21L110 26L108 27V31L110 33V36H112L113 38L115 37L114 39L117 38L116 37L117 36L116 33L118 32V26H119ZM178 23H180V24H178ZM208 23L212 24L214 27H217L219 30H222V31L226 32V31H228L229 26H230V24L232 22L230 24L220 26L217 23L216 24L213 23L212 19L210 18V21L208 20ZM6 24L8 26H6ZM235 24H237V23H235ZM27 25H28V27H24V29L26 28L24 30L23 26H27ZM82 25L83 24L80 21L75 20L73 22V24L71 23L68 26V33L71 35V37L73 39L72 45H73V47L76 50H80L82 48V46L86 43L87 39H88V33H87L86 29ZM126 25H127V27H126ZM135 26H136V28L134 29ZM174 26H175V28H174ZM239 27H240V25H239ZM10 28L12 30H14V31L10 30ZM48 28H50V29L48 30ZM81 28L83 29V31H82ZM157 28H161V29L167 31L166 32V33H168V35L166 34L167 37H166V35L164 36V35H162V33L160 34V32H157L156 31ZM169 28H171V29H169ZM254 29L255 28H253L252 31H251L253 35L255 34L254 31L257 28L255 30ZM47 30L49 31L50 35L46 34L48 32ZM24 31H26L28 34L27 33L25 34ZM245 31L242 32L243 35H244ZM247 31L246 32L248 34L251 33L250 30H247ZM256 31H257L256 32L257 35H260V32H262L261 29H259V30L257 29ZM193 33H195L197 36L194 35ZM169 34H172V36L170 37ZM248 34H247L248 37L246 36L247 38H249ZM29 35H31V36L29 37ZM253 35L251 37L256 36V35H254V36ZM48 36H49V38H48ZM168 36H169L170 39L168 38ZM256 37H258V36H256ZM31 40H33V42ZM178 40L180 41V39H178ZM236 40H238V39L233 40L235 42L234 43L235 44L234 45L235 46L234 50L237 49V47L240 46L239 43H238V45H236V42L239 41V40L238 41H236ZM30 41H31V43H29ZM34 42H36V43H34ZM207 43L209 44V45L206 44L207 47H211L210 49H211V51L214 52L213 54H215V55L217 54L219 56V53H216V52L224 50V48L217 46L214 42H211L212 44H210L209 42H207ZM226 44H228L227 40H226ZM241 47H239L240 49H237V50L238 51L241 50ZM250 48H252V47H250ZM156 50L162 51V53L158 56L159 57L158 60H159L160 63L157 62L158 61L157 60L158 57L154 56L155 55L154 51H156ZM164 51H165V53H164ZM250 51H251V53H250ZM246 52L248 53V57L249 58L247 57ZM226 53L223 54V57H225V56L228 57L229 54L227 53V55H226ZM84 55H86V57ZM196 55H198V56H196ZM175 56H179L181 58L180 60L182 61V65H179L180 63L178 62L179 63L178 65L180 67H178V65H174V64H177L176 61L178 60V58L175 57ZM193 56L194 57L196 56L198 58L195 57L196 59H193L194 58ZM252 57H255V58H252ZM174 58L175 59L177 58V60H175ZM200 59L201 60L203 59L201 61L202 64L201 63L198 64V62H197ZM250 59L251 60L252 59H256V60H252L251 61ZM258 59H259V61L263 60V61H261L262 63H259ZM49 61H50V63L52 65L48 63ZM241 61H242V63L239 64ZM249 61H251V63H253V64H250ZM144 62H148L147 64L151 68H153V71H154L153 74L154 75H152L149 78H145L146 80L145 79L141 80L142 78H138L139 79L138 80V85L136 84L137 86L133 85V87H132L131 86L132 83H130V82H131L132 79H135L137 74H139V72L141 70L140 67H141L142 63H144ZM189 62H190L192 67L190 66ZM157 64H159V65H157ZM197 64H198V66H197ZM249 64H250V66H248ZM254 64H255V66H253ZM31 65H33V67H34V65L39 67V68L36 67V69H35L38 72H36V71L33 72V69L35 67L32 68ZM162 65L163 66L165 65L166 67H162ZM21 66H22V68H21ZM129 66H131V67H129ZM29 67H31L32 69L30 70ZM207 67H208V65H207ZM222 67H223V69H222ZM162 68H164V70L167 69L166 72L164 70H162ZM192 68L193 69L195 68V70L197 69L196 70L197 72L195 70H193ZM220 68H221L222 71L220 70ZM250 68L251 69L253 68V70H250ZM255 68H256V70H255ZM258 69H260V71ZM240 70H241V72H240ZM218 71H219V73H218ZM236 71L239 72V73H236ZM250 71H253V72L256 71V72L259 73L258 75H255L256 76V77H254L255 80L252 79L253 76H251L250 79H249V77H248L249 75L248 74L252 73ZM225 72L227 73V75L228 74L229 75L227 76ZM35 73H37V74H35ZM234 73H236V74H234ZM237 74L239 75L238 77H237ZM127 75L130 78L129 79L130 82H129L128 79H126V77H128ZM222 75L225 76V77H223L224 81L220 80V78L222 79ZM242 75H244L245 77L242 76ZM132 76H133V78H132ZM216 77H218L219 79H216ZM233 77L234 78L237 77V78L233 79ZM5 79H6V81H5ZM22 79L24 80V82L28 81V83L31 84V85H27V87H29L28 90H26V88H23V90H21V87L23 86V84H20L21 82L23 83ZM214 79H215V82H214ZM256 79H257V82H256ZM219 80L223 81V82H220ZM19 81H21V82H19ZM143 81H147V83L145 82L146 84H144V83H142ZM216 81L217 82L219 81L218 83L220 85L218 83H216ZM260 81H262L261 85L258 84ZM252 82H255V83H252ZM139 83L141 85H139ZM245 84H247V83H244V86H245ZM20 85H22V86H20ZM204 85H206V86H204ZM218 85H219V88H220L221 85L222 86L224 85L223 87L221 86L223 89L218 90V88H216ZM202 90H203V88H202ZM201 92H199V93H201ZM227 92H229V93H227ZM125 93H127L128 96ZM192 93H193L194 96L191 95ZM197 94H196L197 97H198V95H201V94H198V95ZM227 94L229 95V97H228ZM230 95L233 96V97H231ZM123 96L126 97L127 100ZM197 97L194 100L200 99L199 97H201V96H199L198 98ZM123 98L125 100H123ZM189 98H190V101L188 100ZM255 98H257V99H255ZM186 100L189 101V103H190L189 105H188ZM257 100H258L259 103L256 102ZM228 101L231 102V104ZM107 104H109V105H107ZM204 104L206 105L207 103H204ZM219 104L220 105L222 104V105L220 106ZM113 105H117V104H113ZM214 106H215V108H214ZM227 106H225V108ZM231 106L228 107V108L230 109ZM216 107H219V108L217 109ZM210 108H212V109H210ZM228 108L224 109V110L228 111L229 110ZM200 109H202V106H201V108L198 109L199 112H200ZM209 109H210V111H209ZM171 110H173V111H171ZM183 110H182V112H184ZM135 111H136V113H135ZM163 111H165V113L170 115L171 118H170V116L165 114ZM167 111L170 112V114ZM195 111H197V112L195 113ZM177 112H176V114L175 113L174 114L177 115ZM213 113H211V114L214 115ZM148 116L150 117V119L152 118L153 121L156 120L155 124H157V125H155L154 128H153L154 125L152 124L153 121L150 120L151 121L150 122L148 120V122H144L146 119H149ZM94 119H96V121ZM101 120L104 121V122L102 123ZM97 121H100V122H97ZM95 122H97L96 124H99V125H100V123H102V124L100 125V127L98 125V127H99L98 128V127H96ZM149 123L152 124L153 126H150ZM161 123H162V126H160ZM182 123H184V122H182ZM166 124H168V125H166ZM137 125H135V126H137ZM143 125H145V124H143ZM158 125H159V128L157 127ZM163 125H164V127L165 126H169V127H166V129H165L163 127ZM94 126L96 127V129L98 128L97 129L98 131L94 128ZM135 126H133V128ZM146 126H145V130H146ZM197 126H199V127H197ZM141 127L140 128L143 129V131H144V128H143L144 126H141ZM162 127L165 129V130L163 129L164 131L162 130ZM172 127L175 128V129L173 130ZM73 129H74V131H73ZM92 129L96 130V131H93ZM141 129H140V133L142 132ZM2 130L3 131L5 130L6 135H5V133ZM121 130H122L121 134L119 133V130H118V132H116L118 134V135L115 134V138L117 137V140L114 138L115 140H113V141L115 142V145H117L116 144L117 141H119V143H122L123 140H124V142L126 141L124 143V145L127 143L126 147H127V151L130 152V154H129L130 156L133 155V154L141 156V154L143 153L144 155L142 154V156H145V155L148 154L151 157V154L155 153V151H153V153H149V149H151V150L153 149L152 147L150 148L151 145L149 146V144H147L149 146V148L147 147L146 144L141 145L142 142L140 140H139L140 142L137 141L139 138L137 140L135 138V140H134L133 138L135 136H133V134L130 136V133H129V135H128V133L125 132V128H123ZM136 130L137 129H135V132H137ZM153 130H152V132H153ZM156 130H154V133H156L155 132ZM2 132H3V134H2ZM53 132H54V134H53ZM90 132H92V133H90ZM56 133L58 134V136H57L58 139L53 136ZM84 133L87 134V135L89 134V136L88 137L85 136ZM159 133L157 132V134H159ZM175 133H177V132H175ZM182 133L184 134V136H182ZM177 134H179V132ZM135 135H137V133ZM52 136H53V138H52ZM132 136H133V138H132ZM162 136H163V134H162ZM61 137H62V139H61ZM122 137H125V138L123 139ZM160 137H161V135H160ZM92 138H93V140H92ZM53 139H54V143H52ZM85 139L83 140L84 142H85ZM158 139H165V138L162 137V138H158ZM181 140L186 142L184 139H181ZM5 141H7L6 144H4ZM88 141H86V142H88ZM202 141L203 142L205 141V142L201 143ZM48 142H50V143H48ZM159 142H162V140H160ZM43 143H45L46 145L48 144V145L47 146H43L44 145ZM163 143H162V145L165 144V143L164 144ZM36 144H38V145H36ZM198 144H201V145H198ZM15 145H17V146L15 147ZM42 146H43V148H42ZM161 146H160V149H161ZM198 146H200V147H198ZM10 147L14 148V149H11ZM47 147H49V148L52 147V148L50 150H47ZM244 147H242L243 149H239V150L237 149L238 152H236L234 150H233L234 152L231 151L230 156L232 154L235 155V156H233L234 158L232 156L230 158V156H229V158H227V159H229L231 162H234L236 165H238V163L240 162V164H239L240 166L238 165L237 168L238 169L242 168L241 169L242 171L246 170L247 171L246 173L248 175H251V173H252L251 171L252 170L249 169L250 170V172H249V170L244 169V168H247V166H248V159L246 160V158L254 156V155H253V153H252V151L250 149L248 151L247 148H249V146H246L247 148H244ZM162 148H163V146H162ZM192 148L195 151H197L196 148H194V147H192ZM40 149H42V150H40ZM52 149H54V150H52ZM164 149L167 150L166 148H164ZM144 151H146L145 152L146 154L144 153ZM159 151H161V150H159ZM184 151H186L185 148H184ZM247 151H248V153H247ZM250 151H251L252 154L250 153ZM117 152H118V149H117ZM235 152H236V154H234ZM166 153H168V155H169L168 151ZM166 153L165 154L163 153V154L166 155ZM249 153H250V155H249ZM9 155H12V154H9ZM91 155L92 154H88L87 155L88 158H90ZM160 155H156V153H155V156H156L157 159H158V157H160ZM168 155H166L167 159H168ZM12 156L14 157V154ZM161 157H162V155H161ZM152 158H155V157H152ZM41 159H42V161H41ZM91 159H93V158H91ZM161 159H164V157L161 158ZM34 160H35V162L36 161L37 162L35 163ZM93 160H95V159H93ZM43 161H45L44 164H42ZM154 161H156V160H154ZM148 162H149V164L151 163V165H155V162L153 164V161L152 162L148 161ZM222 165H223V168L225 170L224 173H226L228 171V168L230 169L228 161L225 160L224 164H222ZM159 166H160V164H159ZM16 167L20 168V172H21V166L20 165H14V166H12L9 169H11V170L12 169H16ZM18 168H17L16 171L19 170ZM150 168H151V166H150ZM152 168H154V167H152ZM156 168H158V167H156ZM156 168H154L153 170H149L148 173H150V174H148V176L152 177L151 176L152 173L153 174L155 173L156 176H157L158 172H157ZM3 170L5 171L7 169H2V171ZM158 170L160 171L159 168H158ZM234 170H235V168H234ZM241 170H239V171L241 172ZM2 171H1V173H2V176H3V175H5V172H2ZM16 171H15V176H18V175L20 176L21 173L19 174ZM81 171H83L85 173V174H83V172H80V173L83 174L84 179H86L87 181L89 180L88 182H90V183H92V180L94 181V179H93L94 175H93V173H91V171H86L85 169H82V168H81ZM170 171L171 170H168L167 172H169V174H170V173H172ZM235 172H238V171L236 170ZM16 173H18V174L16 175ZM135 173L137 174L136 170H135ZM177 173H176V175L178 176ZM91 174H92V177H91ZM140 174H139V172L137 174V176L139 178H141V176L142 177L145 176L143 174L141 176H139ZM86 175H87V177H86ZM134 175H135L134 174V170H131L129 172L127 171L126 176L127 177L129 176L128 177L129 179L127 181H129V180L133 181V179L136 177V176L134 177ZM171 175H175L174 172ZM181 175L182 174H180L179 176H181ZM2 176H0V177L4 181L5 180L4 178H6V177L3 176L4 177L3 178ZM13 176L11 174L10 175L11 178L10 177L9 178L13 180L14 179ZM148 176L146 174V177H148ZM138 177L135 178V179L140 181L142 178L139 179ZM196 177H198V176H196ZM154 178L155 177L150 179V181L151 180L153 181ZM193 178L191 179V183H194L195 181H197L199 179V178L198 179L196 178L197 180L194 179L195 180L194 181ZM20 179L21 178L17 179V181L20 180ZM137 180L136 181L134 180V181L137 182ZM146 180H147V178H146ZM180 180H181V177H180ZM8 181H10V180H8ZM8 181L6 182V180H5L4 182L8 183ZM147 181H149V180H147ZM183 181L185 183V180H183ZM183 181L181 180V182H183ZM22 183L20 182V184H22ZM250 183H251V181H250ZM112 185H114V184L112 183ZM33 188L32 189L28 188L26 190V194L29 193V191H30V194H28V195H30L32 198L40 199L39 197L41 195L40 194L41 192H39L35 188H34L35 189L34 190ZM75 188L76 187H74V189H73V193L75 191H76L75 194H77L78 191H79V193L81 192L80 190H78L79 188H77V190ZM98 188H95V186H94L95 192L98 191ZM32 190L36 193L35 195H34V192ZM165 190H166V192H169V193L172 192L171 188L170 189L167 188ZM219 192L221 193L220 189H219ZM223 192L224 191H222V193ZM20 193H18V195H17L18 198L19 197L23 198L22 194L20 196ZM23 195H24V193H23ZM79 198H81V197H79ZM88 198L89 197H86L85 199L88 200ZM35 199H33V200H35ZM19 200H18V202H19ZM22 200H25V199L23 198ZM40 200H42V199H40ZM93 200H94V198H93ZM86 202L87 201L85 200L83 203L84 204H90L91 203V202H89V203H86ZM17 204L19 206H21V204H19V203H17ZM49 207L51 209L52 208L54 209V206H52V205L51 206L49 205ZM259 207H260V212L258 214H256L255 216H251L248 219V222H249L250 225H252L256 229L257 234H259L261 236V234L263 233V228H264V198L262 199L261 205H259ZM19 208H21V207H18L17 209H19ZM17 209H15L16 210L15 214H14V212L12 213V215L14 214L15 217H16V214H18V213H16ZM21 209H19V210L21 211ZM98 209H100V208H98ZM98 209L95 210V208H94L93 211L94 210H95V212L99 211ZM8 211H11V210H8ZM8 211H6V213ZM20 211H19V213H20ZM93 211H91L92 214H91V212L90 213L85 212V215L86 214H90V215L93 216L95 214V213H93ZM100 211L97 212L98 214H95L96 217H99V215L103 212L102 211L100 213ZM23 212L25 213V210ZM243 212H244L243 208L242 207H238V208H236L235 210L232 211L231 215L232 216H236V215L242 214ZM83 213H84V211H83ZM51 214H53V213H51ZM79 214H78V217H80ZM8 215L11 216V213L8 214ZM8 215H7V217L9 218ZM143 215L144 214L141 215V217H140L141 220L139 219L140 221H142ZM87 216L90 219L92 218L89 215H87ZM7 217H6V219H8ZM15 217H14V219H15ZM18 217H16V218H18ZM10 218H12V217H10ZM10 218L8 220L11 221V223H12L13 219L10 220ZM84 218H87V217H82L81 218L82 219L81 222H83ZM144 218H146L145 215H144ZM144 218H143V220H144ZM57 219H58V217L54 216L52 219L48 220V222H47L48 224H46V226L47 227H53V225H54V223H55V221ZM226 220H227V222H228L227 224H229L230 228H232V229L234 228V230H232V232H234V234H235L236 233L235 229H239L238 227L240 225L239 224L234 225L235 222L231 221L229 218H226ZM228 220H230V222ZM83 224H84V222H83ZM79 225H80V222H79ZM79 225H78V227H82L81 228V232L90 231L89 229H87L86 225L85 226H82V225L79 226ZM17 226H19V225H17ZM229 226H228V229H224V227L222 229H218L217 228L219 231L215 234V232L217 230L216 231L214 230L213 233H214V237H216V235H217V237H220L218 239L219 240L221 239V241L223 242V246L224 247L226 246L227 249L231 250L230 253H232L234 255L233 257L235 258L234 259V264H235V262H236V264H244V261H246V257L244 255V253L249 248L257 249V250H259L262 253V251L259 248L260 244L259 243L257 245L255 244L256 243V237H258L259 235H257L255 237V243L253 241H251V240H250L251 242L247 241L249 239V237H251V236L248 237L247 232L245 230H243V228H244V226H246V224L244 226H242L243 227L242 229H240L239 231L237 230L238 232L235 235L232 234V237L230 235L232 233L231 230H230L231 233H229L230 236L228 235V231L230 229ZM1 227H3V223H0V228ZM15 230H17V228H15ZM21 230L22 229H20L19 231L18 230L16 231L17 234L19 233L20 239L22 241L20 244H19V242L16 243V241H14V239L12 238L13 234L12 235L10 234L12 236L11 237V236H9V234H7L8 232H4V233L0 232V248L2 247L1 248L2 250L0 249V263L1 264H7V263H9V264H21L22 261L19 258H17V256H16L17 255V250H18L19 246L24 241L27 240V238L24 236V234H23V232ZM226 230H227V232H226ZM0 231H3V230L1 229ZM241 231H242V233H241ZM86 232L83 233L81 238H83L84 235L88 236L89 233L91 235V232H89V233L87 232L88 234H86ZM109 232H111V231H109ZM219 232H220L221 235L219 234ZM222 232H223V234H222ZM115 236H116V234H115ZM65 237H66L67 240L70 238V236L69 237L65 236ZM65 237H64V239H65ZM78 237L79 236H76L77 239H74L75 242L74 243L72 242V245H71V242H69L70 239L68 241L65 240V243H63L60 246L61 248L60 247L55 248V249H58V250L54 249L56 253L53 250V259H54L53 260V262H54L53 264H82V263L83 264H85V263L86 264H88V263L89 264H98L99 261L101 262L102 260H105L107 258L108 259L106 261H104V262L107 263L108 260H110V259H111L110 262L113 261L112 260V255H114L113 258L116 257V256H117V258L120 257L119 256L120 251L118 250L119 248L116 247L117 245L120 244L119 243L120 241L117 240L118 244H117V242H115V240L117 238H119V240L121 239L119 236L116 237V238L113 237L112 239H110L111 238V234L109 233V235H106V238L105 237H101L102 239L105 238L104 239L105 241H108V242H105L104 240H102L104 245L101 248H104V246H105L106 250L105 249L100 250L101 248L100 249L97 248L98 250H96L95 249V246H97V245H95L96 242L95 243L93 242V244L95 246H93V244L91 243L92 244L91 246H93V250L91 248L92 252H91V250H89V248L87 249V247H89V246H86V247H85V245L83 247L81 246L84 243H82L80 245L81 240L83 242L85 238L84 239H80V241H78V239H79ZM89 237H91V236H89ZM89 237H88V239H89ZM217 237H216V239H217ZM35 238H36V242L37 243L34 246H36L38 244V241L40 240V237L38 235H35ZM252 238H254V237H251V239ZM257 239H259V237ZM213 240H215V238H213ZM66 241L68 242V244H67ZM85 241H87V240H85ZM88 241H90V240H88ZM258 241H260V240H257V242ZM222 242H221V244H222ZM247 242H248V244H247ZM249 243H250V245H249ZM251 243L253 245H251ZM78 244L81 246V249H80V246ZM238 245L241 246V248ZM76 246H77V248H76ZM78 246H79V248H78ZM72 247H74V248H72ZM238 247L241 250L237 249ZM64 248H65V250H64ZM82 248H86V249H83V251L86 250L88 252V250H89L90 253L89 252L88 253L87 252L81 253ZM33 249H34V247H33ZM195 250H197V249H195ZM238 250H239V252H238ZM61 252H63V254ZM96 252L98 254H96ZM102 252H104V253H102ZM60 253L62 254V256H61L62 258L60 257ZM91 253H93V254H91ZM94 253L96 254L95 256H94ZM117 253H119V254H117ZM120 255H122V254H120ZM73 256H74V258H73ZM76 257H77V259H76ZM78 257H79V259H78ZM109 257H110V259H109ZM1 258H2V260H1ZM34 258L36 260L35 256H34ZM148 259H152L153 260V262H152V260H149L148 264H150V263L154 264L155 261L152 258L151 254L148 255ZM236 259H237V261H236ZM55 260H56V262H55ZM59 260H60V262H58ZM33 262L32 263L22 262V263H24V264H33ZM110 262L108 264H110ZM111 263H113V262H111ZM155 264H157V262H155Z\"/></svg>","mask_w":264,"mask_h":264},{"label":"crops","instance_id":"3","mask_svg":"<svg viewBox=\"0 0 264 264\" xmlns=\"http://www.w3.org/2000/svg\"><path fill=\"white\" fill-rule=\"evenodd\" d=\"M238 12L239 11L236 7H233L230 5L221 6V3L217 0H213L211 4L209 5V7L207 8V10L205 11V13L207 14V17L211 18L213 16L211 18L212 22L215 24L217 23L220 26L230 24L235 19H237L239 17ZM213 13L214 15H212ZM248 20L251 21V24L257 29H259L258 28L259 25L263 24L262 20L257 17L251 18ZM36 243L37 242H36L35 235H33L32 237L24 241L17 250V255H16L17 258H19L22 262L32 263L35 260L34 256L32 255V249ZM244 255L246 257V261L248 264H264V254L261 253L257 249L249 248L244 253Z\"/></svg>","mask_w":264,"mask_h":264}]
</instances>
